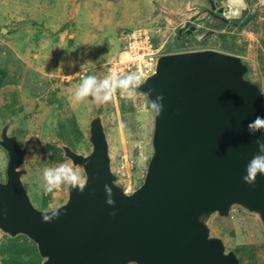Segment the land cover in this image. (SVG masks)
Returning a JSON list of instances; mask_svg holds the SVG:
<instances>
[{
  "label": "water",
  "instance_id": "water-1",
  "mask_svg": "<svg viewBox=\"0 0 264 264\" xmlns=\"http://www.w3.org/2000/svg\"><path fill=\"white\" fill-rule=\"evenodd\" d=\"M217 1L208 0L211 9ZM190 22L189 34L196 30ZM247 71L239 55L212 48L161 54L137 89L153 114L152 154L142 183L130 193L116 183L102 118L95 115L88 124L87 154L61 145L88 184L83 193L67 186L66 200L55 206H64L66 214L52 222L42 219L49 208L30 201L22 182L27 150L4 123L0 230L33 241L40 264H242L221 237L210 234L209 221L214 214L228 217L235 206L256 213L264 226V176L254 185L242 179L258 152L255 140H264L247 128L264 116L263 90ZM158 94L164 96L159 116L151 107ZM105 184L113 189L115 206L106 203Z\"/></svg>",
  "mask_w": 264,
  "mask_h": 264
},
{
  "label": "rangeland",
  "instance_id": "rangeland-1",
  "mask_svg": "<svg viewBox=\"0 0 264 264\" xmlns=\"http://www.w3.org/2000/svg\"><path fill=\"white\" fill-rule=\"evenodd\" d=\"M146 1L156 5V8L159 5L164 7V13L175 14L178 18L185 15L192 17L197 13L199 18L204 19L199 24L206 27L205 36L199 33L195 36L197 40L204 36V42L174 48V29L175 32L165 40L164 53L212 48L237 54L248 65L245 76L258 83L264 91V0H250L249 10L255 17L239 30L230 28L223 19L212 18L206 11H202L210 8L208 0H141V3ZM123 4L121 0H0V36L11 37L17 48L26 49V45L31 43V47L35 48L31 52L36 55L35 58H40L42 65L51 61L50 67L46 66L45 70L51 72L52 80L58 82L57 86L61 90L59 97H54L57 106L47 116L40 111L38 116H21L19 107L10 99V102L5 103L8 114L11 113L9 118L3 114L4 100L0 90V129L7 122L10 134L17 135L19 142L25 143L27 152L22 167L26 173L22 176V182L31 203L39 209L44 206V209L55 207L66 200L67 185H62L52 193L44 192L43 169L71 162L64 157L61 145H68L82 154L90 151L88 124L95 115L102 118L108 139L111 169L118 174L120 184L131 192L143 181L152 154L153 130V114L146 96L136 92V99L132 101L117 92L111 102L103 105L90 98L83 102L74 99L75 89L85 76L97 75L103 78L110 74L107 65L105 68L101 64L106 59L101 63L92 62L91 69L86 71L75 64L81 57L89 58L92 54L90 48H97V53L103 55L108 46L107 38L97 28L106 20L104 12L114 8L116 14ZM218 5L225 9V20L238 18L243 11L233 15L227 7L228 0H219ZM87 10L98 12L97 17L90 18ZM123 20L128 21L129 18ZM115 21L121 20L115 18L112 22ZM157 22L170 25L165 30L166 35L172 24H164L161 20ZM155 23L150 20L143 25L151 26ZM117 31L116 35L121 38L112 56L123 48L124 39L119 28ZM1 69L0 72H3ZM56 71L60 74L55 75ZM1 76L0 87L3 85ZM6 161V152L0 146V180L5 179ZM73 166L79 168L84 176L81 166ZM209 226L210 234L221 237L225 249L233 250L242 264H259L264 260V226L256 213L234 207L231 216L220 217L214 214ZM19 236L17 241L19 239L21 244L12 252V248L6 249L8 238L11 237L0 230V249L4 251H0V264H40L41 257L35 243L24 235ZM12 241L14 243V239ZM23 257L29 259L24 260Z\"/></svg>",
  "mask_w": 264,
  "mask_h": 264
},
{
  "label": "crops",
  "instance_id": "crops-1",
  "mask_svg": "<svg viewBox=\"0 0 264 264\" xmlns=\"http://www.w3.org/2000/svg\"><path fill=\"white\" fill-rule=\"evenodd\" d=\"M121 2L124 4L121 8L119 7L116 14H114L116 11L114 8L104 12L103 16L106 17V20L100 24L99 28H97L101 30V35H105L108 46L110 47H105L103 55L97 53V48H90L93 52H89L92 54H90L87 59L81 57L77 64H75L76 67L81 68V70H90L92 62L101 63L106 59L104 60L105 63H101L102 66H105L106 68V63L116 55L112 56L114 50L117 48L118 41H120L121 38L116 35L118 34V28L121 31V36L125 40L126 34H129L133 29L147 27V25L143 24L148 23L150 20H154L155 22L159 20L166 21L169 24L171 22H176L178 19L175 14L164 13V7L159 5V7L156 8V5L153 6L150 1L141 3V0H121ZM87 13L90 15V18H93L97 17L96 13L98 12L87 10ZM126 17L129 18L128 21L123 20V18ZM162 17H164V19H162ZM115 18H120L121 21L112 22ZM121 28H123V30ZM123 43L124 41L122 44ZM26 46V49L23 47L17 48L13 41H11V37L0 36V67L3 71L0 72L2 75L1 77L3 78V85L0 87V90L2 91L1 96H3L4 100L3 114L6 118H9V115H11L10 112L8 114V111L5 108V103L7 104L10 102V99L13 101L14 105L16 104L19 107L21 116L26 115L27 117L30 115L38 116L41 112L42 115L47 116V114L52 112V109L57 106L56 98L59 97L61 90L59 89V86H57L58 82L52 80L51 72L45 70L46 66L47 68L50 67L51 61L49 60L45 62L46 65H42L40 58H35L36 55L31 52L35 49L31 47V43ZM82 51H84V48H82ZM94 51L96 53H94ZM86 53H88V51H86ZM86 53L83 52V54ZM71 66H74V64ZM59 74L60 73L56 71L55 75ZM54 97L56 98L54 99ZM21 144L25 147V143Z\"/></svg>",
  "mask_w": 264,
  "mask_h": 264
},
{
  "label": "clouds",
  "instance_id": "clouds-1",
  "mask_svg": "<svg viewBox=\"0 0 264 264\" xmlns=\"http://www.w3.org/2000/svg\"><path fill=\"white\" fill-rule=\"evenodd\" d=\"M218 3L219 0L217 1L215 8L221 6L218 5ZM227 7L229 11L233 13V15H238L240 11L246 9L247 5L245 3V0H228ZM224 13L225 9L223 7V15ZM188 19H191V17H179L176 22H171L170 24H176L181 21H184L185 23ZM185 27L186 25L184 24V26H179L177 27V29H183ZM195 27L196 30L193 32L197 33L198 29L201 28V26L196 25ZM177 29L175 31H177ZM162 54H164V52ZM145 82L146 81L142 79L141 75L137 72H112L104 76L103 78H100L96 75H88L85 76L77 85L74 92V99L77 102H83L90 98L95 103L103 105L111 102L114 94L119 92L123 98L134 101L136 99V89H138ZM151 91L152 89H149V93ZM163 99V94H158L151 102L152 110L157 116H159L163 111ZM247 128L248 132L252 135H255L257 132L264 134V116L257 115L254 120L248 123ZM255 143L258 147V152L254 154L252 158L247 162L245 169L246 175L242 177V179L250 185L255 184L258 175L264 176V140L257 138L255 140ZM42 178L44 181L43 190L46 194L54 192L62 185H67L71 189L77 190L79 193H83L88 184V180L83 176L82 171L79 168L74 167L72 162L62 163L55 167L44 168L42 172ZM104 190L106 193V203L110 206H115L116 201L113 199L112 187H110L108 184H105ZM124 195L128 196V194L126 193H124ZM234 207L231 208V211ZM62 208L64 209L63 213L61 212ZM66 211L67 209L64 208V206H50L49 209L42 213V219L44 222H52L54 219H58L61 214H66ZM231 211L229 213V216H231ZM109 215L115 216L116 212L112 211L109 213ZM202 218L203 217H200V219Z\"/></svg>",
  "mask_w": 264,
  "mask_h": 264
},
{
  "label": "built area",
  "instance_id": "built-area-1",
  "mask_svg": "<svg viewBox=\"0 0 264 264\" xmlns=\"http://www.w3.org/2000/svg\"><path fill=\"white\" fill-rule=\"evenodd\" d=\"M184 24V21L172 24L170 31L166 35L165 30L170 25L161 26L155 23L151 26L133 29L129 34H126L123 48L112 60L106 63L107 72H137L141 75L142 79H145L154 72L157 58L163 53V49L165 48V40L175 32L174 29L176 30L177 27ZM136 92L142 94L137 89ZM116 175L117 183L126 193H130L120 184L118 174L116 173Z\"/></svg>",
  "mask_w": 264,
  "mask_h": 264
},
{
  "label": "trees",
  "instance_id": "trees-1",
  "mask_svg": "<svg viewBox=\"0 0 264 264\" xmlns=\"http://www.w3.org/2000/svg\"><path fill=\"white\" fill-rule=\"evenodd\" d=\"M245 2L247 3V7H246V9H244L242 11L241 15L238 18L227 19V20L224 19V21L228 23L230 28H237L239 30L242 27L246 26L248 24V22L255 17V14H253L252 11L249 10L250 7H251V1L250 0H245ZM202 11H206L207 15L211 16L212 18H217L215 12L212 9H210L209 7L207 9H202ZM200 32H203V28L202 27L199 28L198 31H197V33H200ZM191 36H192L191 39H187V37L184 38V39H180V38L175 37L174 38V42H173V47L174 48H179V47H184V46H190V45H193V44H200V43L205 41V38H202V39H199V40H195L196 38L193 35H190V37ZM192 39H194V40H192ZM42 208L44 209L45 206L42 207ZM17 237H20V236L18 235V236H15V237L8 238L9 245H7L6 249L9 250V248L10 249L12 248L11 249L12 252L17 250V249H15L16 246L21 244L19 242V239L17 241ZM13 239H14V243L12 241ZM34 246H36V245H34ZM0 251L4 252L2 249H0ZM23 259L27 260L29 258L23 257Z\"/></svg>",
  "mask_w": 264,
  "mask_h": 264
},
{
  "label": "flooded vegetation",
  "instance_id": "flooded-vegetation-1",
  "mask_svg": "<svg viewBox=\"0 0 264 264\" xmlns=\"http://www.w3.org/2000/svg\"><path fill=\"white\" fill-rule=\"evenodd\" d=\"M214 12H215V14H216V16H217V18H221V19H225L222 15H223V13H220V14H218V13H216L217 12V8H215L214 10H213ZM207 14V13H206ZM191 17L190 15H185V16H183V18H186V17ZM181 17V16H180ZM192 17H194V20L192 21L191 19H188V21H191L190 22V24H193V25H201V24H199V22L201 21H204V19H202L201 17L199 18V15H197V13L195 14V15H193ZM191 17V18H192ZM199 20V21H198ZM187 21V20H186ZM156 23L157 24H159L157 21H156ZM164 24H168V22H164ZM161 26H165V25H163V24H161ZM184 26V25H183ZM202 26V25H201ZM202 28L204 29L203 30V32H200L199 33V35H203L204 34V36H205V33H206V27H204V26H202ZM179 29V28H178ZM177 29V31H176V34H175V37H177V38H180V39H184V38H186V37H188V36H190V35H192L193 34V36L195 37L196 36V33L195 32H191L190 34L189 33H187L186 32V30L188 29V26H186L185 28H183L182 30H181V32L179 33V30ZM131 32V31H130ZM204 36L203 37H200L199 39H202V38H204ZM196 40H197V37H196ZM190 48H192V47H190ZM21 143V142H20ZM22 145V144H21ZM23 146V145H22ZM26 148V147H25ZM68 159V158H67Z\"/></svg>",
  "mask_w": 264,
  "mask_h": 264
}]
</instances>
